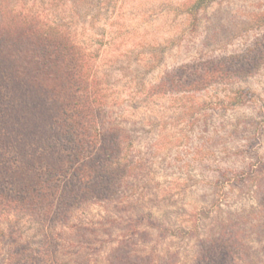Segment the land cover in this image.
<instances>
[{
    "label": "rangeland",
    "instance_id": "374dc122",
    "mask_svg": "<svg viewBox=\"0 0 264 264\" xmlns=\"http://www.w3.org/2000/svg\"><path fill=\"white\" fill-rule=\"evenodd\" d=\"M197 1L0 0V19L75 46L123 175L110 201L53 221L0 204V264H264V0ZM1 77L0 125L36 133L54 86ZM4 144L0 190L46 173Z\"/></svg>",
    "mask_w": 264,
    "mask_h": 264
},
{
    "label": "trees",
    "instance_id": "16d2710c",
    "mask_svg": "<svg viewBox=\"0 0 264 264\" xmlns=\"http://www.w3.org/2000/svg\"><path fill=\"white\" fill-rule=\"evenodd\" d=\"M207 1L198 0L195 8ZM65 41L64 37L48 35L43 28L17 15L6 21L0 19V82L1 75L13 80L24 77L28 85L32 78L38 77L46 86H54V95L37 103L43 108L37 116L40 127L36 133L29 130L28 133L22 123H17L14 133L15 127L0 125V131L7 132L5 139L4 134L0 135L3 146L16 150L17 156L32 168L40 164L46 172L36 174V181H32L29 175L25 178L26 174L18 171L8 175L10 168L4 167V174L8 176L3 178V184L7 186L0 190V204L4 211L8 208L18 215L34 216L38 223L53 221L52 218L62 216V211L69 213L89 201L106 203L123 182L121 171L113 168L115 150H120L119 138L96 127L92 129L91 125L98 124L92 107L94 101L85 93L78 51ZM111 138L114 139L110 141ZM102 140L103 144L105 140L112 143L102 145ZM22 147L25 153H21ZM17 164L16 159L12 161L13 166ZM216 243L221 246L209 244L213 260L227 247L223 239ZM42 254L38 257L39 264L45 263ZM7 257L10 262V256ZM201 263H206V259Z\"/></svg>",
    "mask_w": 264,
    "mask_h": 264
}]
</instances>
